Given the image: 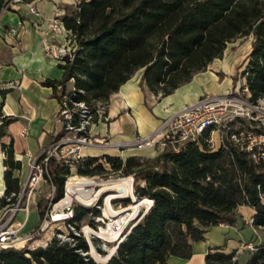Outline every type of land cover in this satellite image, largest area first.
<instances>
[{
    "label": "trees",
    "instance_id": "1",
    "mask_svg": "<svg viewBox=\"0 0 264 264\" xmlns=\"http://www.w3.org/2000/svg\"><path fill=\"white\" fill-rule=\"evenodd\" d=\"M10 0H0V17ZM31 2L33 0H21ZM75 35L73 58L67 59L61 80H48L54 97L68 95L96 113L135 73L142 71L141 86L156 97H167L220 59L229 43L253 37L243 71L250 100L264 98V0H80L62 17ZM61 86V90L58 87ZM3 93V91H2ZM1 107V106H0ZM0 140L12 119L0 117ZM210 133L200 143H188L179 153L165 152L154 164L144 166L136 157L87 156L77 165L84 176L118 174L133 176L134 193L151 199L150 211L132 228L115 254L106 262L86 259L84 239L76 246L54 241L46 249L0 250V264H169L173 257L190 259L192 245L205 240L210 228L233 226L241 206L255 212L253 225L264 230V159L251 155L229 140L211 148ZM5 156L6 193L20 190L13 170L12 143L2 144ZM109 164L106 169L100 159ZM68 168L52 164L56 196L64 190ZM128 206L130 200L121 201ZM37 203L42 217L45 207ZM86 212L76 209L77 221ZM247 264H264V241L256 243ZM104 254V253H103ZM235 253L211 249L206 264H238Z\"/></svg>",
    "mask_w": 264,
    "mask_h": 264
},
{
    "label": "built area",
    "instance_id": "2",
    "mask_svg": "<svg viewBox=\"0 0 264 264\" xmlns=\"http://www.w3.org/2000/svg\"><path fill=\"white\" fill-rule=\"evenodd\" d=\"M10 6L11 2H8L4 11ZM29 12L38 19L37 32L41 36L45 57L61 65L67 59H72L76 37L64 27L60 15L45 20L35 6H30ZM45 22L46 27L42 28L41 25ZM11 32L15 30L12 29ZM11 86L14 83L1 84L3 88ZM58 90H61V86ZM262 99L252 102L246 86L243 94L238 91L204 94L177 109L152 132L116 141L109 138L97 139L90 135L97 113L100 112L104 122L110 121L109 116L101 111L104 106L98 104L94 113L86 103L76 102L64 95L56 115L59 130L37 155H28L27 172L24 179L20 180V190L7 194L5 183L4 189L0 190V250L13 248L34 251L46 249L54 241L75 247L78 239H84L88 250H79L80 254L86 259L102 262L91 255L92 248L99 255H108L106 246L113 244L111 255H114L118 245L152 208L153 201L139 199L135 195L139 203H143L141 205H146L145 209L135 213L126 212L128 206L122 205L125 207L122 208L117 203L120 198L111 200L110 193L119 191L113 188L115 184L129 180L131 188L125 197H131V194H135L133 176L125 177L115 173L103 176L80 175L77 165L87 157L85 150L98 149L122 154L125 151L152 149L159 155L165 152L179 153L188 143H200L203 135L208 132L211 148L220 147L227 139L248 152L258 163L264 159ZM237 125L242 127L237 129ZM215 133H218L217 145L213 139ZM100 163L109 169L104 158L100 159ZM52 164L68 168V172L64 174V190L60 197L56 196L52 182ZM19 175L23 177L21 170ZM41 184H47L51 189L47 206L35 227L24 232L33 206L37 208L36 197ZM143 201L150 202L146 204ZM77 208L83 209L87 215L81 222L77 221ZM20 214L22 219H19Z\"/></svg>",
    "mask_w": 264,
    "mask_h": 264
},
{
    "label": "crops",
    "instance_id": "3",
    "mask_svg": "<svg viewBox=\"0 0 264 264\" xmlns=\"http://www.w3.org/2000/svg\"><path fill=\"white\" fill-rule=\"evenodd\" d=\"M9 2H11L10 8L3 11L0 17V117L13 120L6 127L7 135L0 140V159L3 163L4 174L6 169L2 144L12 143L14 159L20 161L21 168L26 169L27 172L28 155H37L53 140L59 130L56 123L59 102L54 97L52 87L47 86L46 82L61 80L63 70L60 68L61 64L45 57L41 36L37 32L38 19L29 12V7L35 6L47 20L57 14L62 19L70 11L69 8L74 9L77 4L76 0H33L29 3L10 0ZM41 27L45 28L46 22ZM12 29L15 32H11ZM138 76L137 78L133 76L117 93L113 94L101 110L109 116V122H104L100 112L97 113L95 123L90 130L91 137L120 141L152 132L169 115L185 104L194 102L204 94H215L210 93V88L218 83L215 76L202 72L173 94L167 97H156L147 89L143 90L142 73ZM10 82L14 83V86L1 87V84ZM150 99H154L155 102L149 103ZM151 151L156 152L146 149L118 154L88 149L84 153L86 156H102L107 153L127 159L140 155L145 156L147 155L145 152L152 154ZM20 170H13V177L18 178L19 183L26 174L23 172V177H21ZM35 210L37 219L31 223L30 215L24 232L32 230L40 218L36 207ZM250 211L251 220H253L255 212L251 208ZM22 217L20 214L19 218L22 219ZM219 228L223 229V225H219ZM211 229L205 234L204 241L192 245L190 259L173 257L169 260V264H206L205 257L210 249L221 247L212 246L213 243L205 246L206 236ZM223 252L228 254L232 251L223 248ZM249 255L250 251L247 252V259Z\"/></svg>",
    "mask_w": 264,
    "mask_h": 264
},
{
    "label": "rangeland",
    "instance_id": "4",
    "mask_svg": "<svg viewBox=\"0 0 264 264\" xmlns=\"http://www.w3.org/2000/svg\"><path fill=\"white\" fill-rule=\"evenodd\" d=\"M76 2H78L76 0ZM73 10L72 8H69ZM253 37L251 35L243 36L235 39L228 44L227 49L220 59L214 60L209 67L206 69L205 74L215 76L218 80V83L213 84L210 88V93L215 94H224L229 91L244 93L245 88V78L243 77V71L246 67L247 58L252 50ZM142 71H138L134 74V77L137 78V75H141ZM138 76V77H139ZM221 85H220V84ZM155 102L154 99H150L149 103ZM262 107H264V99H262ZM237 129L242 126L237 125ZM213 139L217 145L218 143V133L213 135ZM149 152V151H148ZM145 154V156H136L141 160L144 166L154 164L156 161V152L152 154ZM126 157L124 158V160ZM27 167V166H26ZM21 172L25 173L26 169L21 168ZM4 168L2 160L0 159V190L4 189ZM22 175V174H20ZM134 189V188H133ZM51 189L47 184H41L37 191V201H41L44 205H47L48 195ZM128 199L130 204L126 212L135 213L137 210L141 211L145 209V204L137 208H134L135 202L131 197H125L118 199L117 203L121 204L120 201ZM121 206L119 208L121 209ZM235 212L238 216V223L231 225L223 224V229H220L219 226L213 227L211 231L207 234V241L204 243L205 246H221L231 250L235 253L234 260H237L238 264H247V252H252L256 250V243H261L264 241V230L256 229L253 225V220H251V211L249 207L241 206ZM122 208H125L122 206ZM35 207L32 208L31 220L33 223L37 219ZM20 219V218H19ZM113 244L106 246L108 251H111ZM234 246V247H233ZM211 251V249H210ZM102 256H106L102 255ZM95 258V257H94ZM96 259V258H95Z\"/></svg>",
    "mask_w": 264,
    "mask_h": 264
},
{
    "label": "bare ground",
    "instance_id": "5",
    "mask_svg": "<svg viewBox=\"0 0 264 264\" xmlns=\"http://www.w3.org/2000/svg\"><path fill=\"white\" fill-rule=\"evenodd\" d=\"M113 188H117L119 191L116 193H110L111 200L116 199V198L125 197L126 196L125 194L129 193V191H130L131 184H130L129 180H124L122 183L115 184ZM131 198L135 201V204L133 207L136 208V210H137L138 206H140L143 203H139V200L136 198L135 194H131ZM143 202H146V204H148L150 201H143ZM112 253H113V250L109 251L108 255L102 256V255H99L98 253H96L93 248L91 250V255L93 257H95L96 260H98V261H106L111 256Z\"/></svg>",
    "mask_w": 264,
    "mask_h": 264
},
{
    "label": "water",
    "instance_id": "6",
    "mask_svg": "<svg viewBox=\"0 0 264 264\" xmlns=\"http://www.w3.org/2000/svg\"><path fill=\"white\" fill-rule=\"evenodd\" d=\"M150 209H151V208H150ZM150 209H149V210H150ZM149 210L147 211V213L149 212ZM147 213H146V214H147ZM121 243H122V242H121ZM121 243H120V244H121ZM120 244H119V245H120ZM119 245H118V246H119ZM112 256H113V255H111L106 261H108ZM106 261H102V262H106Z\"/></svg>",
    "mask_w": 264,
    "mask_h": 264
}]
</instances>
